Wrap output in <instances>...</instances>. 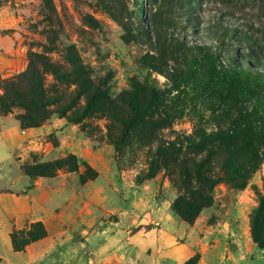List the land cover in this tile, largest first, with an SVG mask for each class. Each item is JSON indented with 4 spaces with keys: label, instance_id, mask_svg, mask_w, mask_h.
<instances>
[{
    "label": "rangeland",
    "instance_id": "374dc122",
    "mask_svg": "<svg viewBox=\"0 0 264 264\" xmlns=\"http://www.w3.org/2000/svg\"><path fill=\"white\" fill-rule=\"evenodd\" d=\"M162 1L0 0V94L37 54L58 100L40 126L0 106V264H264V0ZM177 136L191 174L152 175ZM204 186L190 222L175 203ZM36 223L47 236L17 251Z\"/></svg>",
    "mask_w": 264,
    "mask_h": 264
},
{
    "label": "trees",
    "instance_id": "16d2710c",
    "mask_svg": "<svg viewBox=\"0 0 264 264\" xmlns=\"http://www.w3.org/2000/svg\"><path fill=\"white\" fill-rule=\"evenodd\" d=\"M162 4L165 8L161 11L165 12L166 15H172L179 11L180 6L182 5L180 0H172L169 2L163 0ZM183 7L184 5L181 6V10ZM225 31L228 32L227 30ZM157 34L164 37L167 41H170L169 37L164 36L161 31H157ZM218 48L219 46H215L216 50ZM193 50L197 53L205 54L212 69L217 71L225 69V66L219 60L220 54L218 50L214 53L213 50L208 47L198 46H193ZM28 57L29 65L25 69L19 71L18 74L16 70L13 69L12 71L17 75L13 76L11 80H6L2 85L3 93L0 94V106L4 109H10L17 104L26 112L23 116L24 120L33 121L35 126H40L51 117V106L58 100L55 96L49 95L44 87V77L41 68L50 67V64H48L45 58H42L37 54H30ZM231 61V65H227V68L231 69L232 72L237 73L236 69L232 67V65L237 63L235 57H233ZM82 72L85 73L83 70ZM239 76L243 78L242 75L239 74ZM246 79V77L242 79L244 84H246L247 87L252 86L253 84ZM89 95H92V91H89ZM205 138L206 136L204 135L200 136V140L202 141H204ZM183 144L184 140L179 136L174 140L162 143L158 147L155 157L150 165L152 175L157 173L161 167H165L177 175H181V171L182 173H185L186 176H189L191 174V169L186 166V162L182 159ZM190 161L191 164H195L194 160ZM60 164V162H57L51 166L54 167ZM74 170L76 171L77 169L74 168ZM39 173L45 174L44 172ZM192 173L195 174L202 183L210 181L204 178V174L200 169H192ZM81 180L86 181L87 177L82 175ZM182 187L187 189L185 184H183ZM195 190V195L191 197V200H188L186 195H182L175 203L177 213L190 222L194 220V217H196L198 212L210 206L213 202L212 194L209 193L208 195H205L206 186L199 187ZM253 235L255 241L264 247V198L262 200L261 211L256 215L254 220ZM46 236L47 232L44 225L42 223H36L26 232L14 231L12 233V241L17 251H23L29 244L43 239Z\"/></svg>",
    "mask_w": 264,
    "mask_h": 264
}]
</instances>
